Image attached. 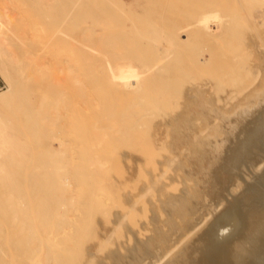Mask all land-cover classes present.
<instances>
[{
  "label": "bare ground",
  "instance_id": "1",
  "mask_svg": "<svg viewBox=\"0 0 264 264\" xmlns=\"http://www.w3.org/2000/svg\"><path fill=\"white\" fill-rule=\"evenodd\" d=\"M44 1L40 11L46 6L55 14L38 10L39 18L57 27L54 36L90 50L91 61L83 79L71 58H60L54 84L42 93L41 126L36 119L26 123L51 143L38 153L40 164L29 161L13 118L1 114L18 99L31 112L23 98L33 89L21 72L26 65L15 49L14 22L0 10V74L10 87L0 93V184L9 193L0 197V216H12L6 224L16 222L21 234L26 230L25 237L6 238L21 248L20 264L41 238L39 227L48 241L37 243L40 264H255L257 257L264 264V206L250 189L251 182L264 185V171L252 181L243 172L258 167L264 147V0ZM71 92L97 116L92 153L79 151L90 163L75 169L66 166L79 160L64 128ZM253 102L260 109L240 127L243 136L222 142L224 126L214 121L237 118ZM233 103L225 117L219 107ZM84 122L77 126L85 132ZM214 155L221 158L209 164ZM238 168L242 181H251L247 187L239 188ZM72 169L76 174L68 175ZM101 173L110 174L109 194L93 186ZM124 179L128 189L119 187Z\"/></svg>",
  "mask_w": 264,
  "mask_h": 264
},
{
  "label": "rangeland",
  "instance_id": "2",
  "mask_svg": "<svg viewBox=\"0 0 264 264\" xmlns=\"http://www.w3.org/2000/svg\"><path fill=\"white\" fill-rule=\"evenodd\" d=\"M51 1H53L55 4H58V2L60 0H51ZM62 1L68 2L70 0H62ZM44 5H45V1L44 0H34V1L33 0H0V10H2L1 12H4V15L7 14V17H9L14 22V25H15V28L12 31V34H14V36H15L14 38H15V40H17V43H18L17 46L15 47V49H16L18 55L21 57V59L24 60V61L22 60V62H24L25 65H26V68L23 69L21 72L25 76L24 82L28 83L26 86L28 88L30 87V88L33 89L32 93L29 95V99L28 98L26 99V97H25V99L23 98V101L24 100L25 101L28 100V102H29V100L31 101L29 103V105L31 104V106H30V107H32V111L31 112H32V115L33 114L34 115H33L32 119L29 118V116H31V115H29V114H31L29 109H31V108H29L27 110L29 113L25 112V109L28 108V107L26 106L25 102H24V106H23V102L21 104L22 99L16 100L14 102L13 106H12V109L11 108L9 109V106L8 107H4L3 110L1 109L2 110L1 114L3 113L2 115L5 116V117H8L9 119H10V117L13 118L12 119V123H11L12 126H13L12 128H14V133H16L15 135H17L18 137L22 138V140H21L22 141V145H25V147H28L26 155L28 156L29 161L36 160V162L38 164H40L39 162L43 159V156H42L43 153L42 152H46L48 150L47 146H49L51 142H48V141L46 142V139H45V141H42V139L45 137L44 136L45 133H43V132L41 133V131L39 129V126H38L37 132H36V130L34 131L35 128L31 129V128H29L27 126V124H30L31 121H34L35 119H36V121H38L40 126L42 124V121H41L42 117L41 116H37V114L41 115L42 110L39 111L40 114L37 111L39 109H41L40 105L42 103V98L41 97H42L43 90L46 89L47 87H49L53 83L52 82L53 80H56L58 75H56L54 72H56L57 65L60 63V58L65 57V56L68 57V58H71V61L74 64H76L75 67H76L77 73L83 79H87L88 66L85 65V63L91 61V58L88 57L90 50L88 51L87 49L85 50V49L79 48V47L82 46V44L81 45L80 44H78V45L77 44H73V43L68 41L67 37H56V36L53 35V33H54L53 31H56L57 27L56 26H51L49 23H46V22L42 21L40 19L41 17L39 18L38 14H37V13H39L38 10L40 11V9H42L41 7L44 6ZM36 8H38V9H36ZM43 8L44 9L40 11V12L44 11V13H41L42 15L45 14L47 16V14H51V15L53 14V11H54L53 9L54 8L51 10L52 12L49 11L50 8H48V7H47V9H45L46 6L43 7ZM46 11H48V13ZM54 14H55V11H54ZM84 24H85L84 21H82L81 19L78 20L77 27L75 28V31L73 32V36L79 38V34H78L77 31H78V29L83 28ZM96 36H98V35H96ZM28 43H30V44H28ZM83 70L86 71V72H84ZM46 71H47V73H46ZM46 74L48 76L44 77L45 78L44 79L42 76H45ZM0 79L6 85V90L4 92L8 91L9 88H10L9 84L5 81V79L2 77L1 74H0ZM74 93L75 92H71V104L67 107V110L64 111L65 114H66L65 117H67V122H66L64 128H65V133L68 132L67 136L65 138L67 140H69V142H70V144L72 146V149H73L75 157L79 161H82L80 163H79V161H78V163L76 161H71L70 164L66 165L69 168L71 167V168L75 169V168H77L79 166L78 164H81V166L83 167V165L86 166V164H87V166H88L89 165L88 163H90L89 162L91 160L90 157L84 158L86 160L88 159V161L85 163V160L83 159L82 153L79 152V151L84 150L83 147H85L88 150V152L92 153V148H91V142L92 141L91 140H93V135L91 134L92 133V129L91 128L95 124V119H96L97 116L95 115V113L93 111H85V107L86 106L85 105L82 106V102L80 103V99L78 97H76L74 95ZM81 101H82V99H81ZM28 102H27V104H28ZM235 103H237V102H235ZM235 103H233L229 107H223V108L219 107V110L221 109L224 112L223 113L224 116L225 115L228 116L229 113H230L229 110H232V109L235 108V105H234ZM256 103L253 102L252 105H250L251 107H249V108H251V109H248V107L246 106L245 108H246L247 111L246 110H244V111L242 110L243 112H239L241 110L240 109H239V111L237 110V116H238V114H241V113L243 114L244 113L243 116H242V114L239 115V117H241V119H239V117L236 118V116H235V118H236L235 119L233 116L229 115L230 119L224 118V117L221 116L223 119L219 118V119H216L217 121H214L213 124H215V125L223 124V126H224V129H222L224 133L221 130V132H222L221 134L222 135L220 134L222 137H220V135H219V137L221 138L222 142H224L225 140H228L227 141V144H228L229 141H231V138L233 136H236L239 133L240 134L242 133L241 136H243L245 130H241L240 127H242V125L245 124L246 122L247 123L250 122L249 117L251 118L252 116L255 115V113L257 111L256 109H260L258 106L260 105L261 102H256ZM73 104H76V105L73 106ZM253 104H254V107H253ZM79 106H81L80 107L81 109H79ZM255 107H256V109H255ZM245 108H243V109H245ZM252 109H254V110H252ZM8 110H9V112H8ZM249 110H250L251 113L248 112ZM33 111H34V113H33ZM253 112H254V114H253ZM5 113H6V115H5ZM26 113H28V114H26ZM261 114L262 115H260V120L259 121L262 123V121H264V110L262 111ZM25 115H27L28 117L25 116ZM244 115H247V117L246 116L244 117ZM82 116L84 118L82 123L77 120V124H75L76 121L74 119L76 117H80V120H82ZM243 117H244L245 121L242 120ZM72 118H73V120H72ZM236 120H238V121L236 122ZM241 120H242L243 123L241 122ZM84 121H86V124H85L86 126L84 125V128L87 127V128H85V132L86 133L82 130L81 127H80L81 129L78 127V126L83 125V123H85ZM80 123H81V125H79ZM235 123H237V125H235ZM253 123L254 122H251L250 124H248V126H252ZM231 124H233V125H231ZM238 124H239V126H238ZM23 125H24V127H23ZM72 125L73 126L74 125H76V126L78 125L77 127L80 130L77 128L76 131H75V128H74V131L77 132V133H75L74 131L72 132L71 131L72 128H73ZM99 125L101 126L102 123H99ZM233 126H235V128ZM70 128H71V130H70ZM233 128H234L235 131L232 130ZM68 129L70 130V132L67 131ZM226 130H227V132H226ZM231 130L234 132V134H233V132ZM70 133L72 134V137H75V138L77 137L78 138L77 139V142H79L78 144H77V142L74 141L75 140L74 138H73L74 140L70 139L71 138V134ZM83 133H85V134H83ZM230 133H232V134H230ZM75 134H77V136H75ZM61 136H63V135H61ZM227 136H229V138H226ZM258 137H259V134L253 135V137H250V138H258ZM251 140H253V139H251ZM72 141H74V142H72ZM52 143H53L52 145L57 147V145H58L57 141L56 142L52 141ZM74 143H76V145L79 148L75 147ZM232 144L233 143L231 142V145ZM34 145H35L36 148H34ZM38 145L40 146L39 148H38ZM160 146H161V144H160ZM80 147H82V149H80ZM45 149H47V150H45ZM74 149L76 151H74ZM106 149H107V145L104 142V143H102L99 146V150L102 151L100 154H103V152ZM40 152L42 154H39L40 155L39 156L38 153H40ZM35 154H36V156H35ZM37 155H38V157H37ZM217 155L213 156V157H215L214 160L211 157L213 161L210 158V160L212 162L210 161L209 164H213L214 161H216V164H217V162L219 161L218 160L219 157L221 158V156H217ZM33 157H34V159H33ZM76 165H78V166H76ZM24 168H26V166ZM240 168L236 169V170H238L237 173H239V174H237V176H239V178H241V179H239V180H241L239 182L240 183L242 182L241 185H240V183L238 184L239 188H241L242 185H244V187H247V186H245L247 184L246 181L251 182L252 181V176H254V174H255V178L257 179L258 175H256V172H258L260 174L261 170H262V172L264 171V147H263V151H260L258 167L255 168L256 171L253 169L254 167L251 168L252 172L254 170L253 173L251 171H250L251 172L250 173L249 169H247V171H243L242 170L244 173L246 172L245 174H247V177H249V175L252 174V175H250V177H251L250 180L251 181L246 176H244V177H246V179L244 178L245 182L242 181L243 180L242 179L243 178L242 174H244V173L240 170ZM244 168L246 169L247 167L244 166ZM74 169H72L68 173V175L76 174L74 172L75 171ZM240 171L242 172V174H241ZM133 173H134V180H137L139 175H140V173H138V170L134 171ZM121 175H122V173L117 171L116 177L119 178V177H121ZM109 176H110V174L108 175L107 173L106 174L103 173L101 175V177L97 180V183L94 182L93 186L95 187V189L96 188L97 189H101V188L106 189L107 194H109V190L113 186L112 185L113 183L110 182V177ZM261 177L264 178V175L262 174ZM259 180H260V178H258V180H253V181H255L257 183V181H259ZM261 186H262V184L258 185V186H255L251 182L250 189L254 192V201L257 204H261L262 206H264V185L262 187ZM119 187L120 188L127 187L126 189H128L129 188V183L127 182V180L124 179L123 181H121ZM6 193L9 194L8 190L6 189V187L4 185L0 184V197L6 198L8 196ZM26 198H27V200H29V198H31V197L28 195V197H26ZM115 200L116 201H113V202L109 201L107 203L108 204V207H107L108 209H109V204H111V203L112 204H116V203L119 202L118 201V195L115 198ZM123 200H124V198H123ZM124 201H127V200H124ZM0 205H1V202H0ZM0 208H1V206H0ZM12 219H13L12 216H9V217H6V216H2L1 217L0 216V222L4 224V226H0V229L2 228V232L0 231V237H2V236L4 237V242L0 241V250H1V253H0V264H20V257L22 256V254L20 253L21 248H18V245H17L15 239L13 240V242L16 244V247H13L12 244H10L7 241L6 238L8 236H14V237H16V239H19L22 236L25 237L26 236V230L23 231L22 234H21L20 227H19V225L16 222H15V225H13V226L7 225L6 222L8 220H12ZM97 219H100V220H103V221H108L109 220L108 216L107 217L101 216V217H99ZM37 225H36V228H37ZM37 229L39 230L38 233H40L39 235H40L41 238L38 239V241L36 243H33V247L31 245H28L30 248L32 247V251L33 252L30 251L29 254L26 255V257H25L26 258V262L24 264H40L38 259H39V256H40L41 253L39 252L40 249L36 250V247L39 244H41L40 242L45 244L48 241L45 239V237H42L43 229H42L41 232H40V229H41L40 227L37 228ZM59 242H60V240H56L55 243H59ZM37 243H38V245H37ZM96 243L92 242L93 247H94V244H96ZM129 243L130 242L126 243V245H129ZM255 260H256V262H259L258 261V257L255 258ZM256 262H255V264H256ZM257 264H259V263H257ZM262 264H263V262H262Z\"/></svg>",
  "mask_w": 264,
  "mask_h": 264
},
{
  "label": "built area",
  "instance_id": "3",
  "mask_svg": "<svg viewBox=\"0 0 264 264\" xmlns=\"http://www.w3.org/2000/svg\"><path fill=\"white\" fill-rule=\"evenodd\" d=\"M6 90V85L3 83V81L0 79V93L4 92Z\"/></svg>",
  "mask_w": 264,
  "mask_h": 264
}]
</instances>
